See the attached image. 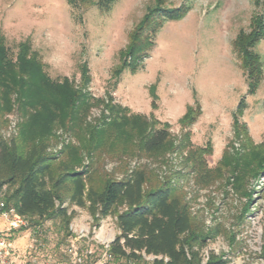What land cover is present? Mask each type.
I'll return each instance as SVG.
<instances>
[{"label":"rangeland","instance_id":"1","mask_svg":"<svg viewBox=\"0 0 264 264\" xmlns=\"http://www.w3.org/2000/svg\"><path fill=\"white\" fill-rule=\"evenodd\" d=\"M103 2L0 0V36L10 54L28 42L51 80L67 78L80 87L86 65L83 92L91 98L110 96L130 115L153 117L157 128L169 126L167 147L150 156L138 152L132 142L104 144L103 152L92 159L80 151L81 164L94 170L97 187L104 177L119 179L131 169H142L146 189L170 184L189 206L194 228L203 235L217 233L198 251L201 264L210 256L226 264H264V172H259L264 163L256 165L264 158V0H116L108 7ZM186 6L188 14L180 21L163 22L153 45L136 62V71L126 68L116 83L121 54L149 12ZM158 24V18L150 17L142 38L152 37ZM256 32H262L254 48L263 68L258 83L245 70L236 46L240 37L247 41ZM195 100L201 114L186 133L178 120ZM20 102L16 93L0 89V138L6 141L17 140L26 121ZM108 114L93 104L85 120L92 128ZM84 126L55 129L48 152L58 153L67 144L79 146ZM195 163L204 171L195 173ZM233 163L241 173L233 172ZM64 207L74 213L68 230L52 219L36 232L29 228L8 234L16 264H129L109 260L105 253L118 234L115 217L96 221L83 208L68 203ZM4 227L1 222L0 229Z\"/></svg>","mask_w":264,"mask_h":264},{"label":"trees","instance_id":"2","mask_svg":"<svg viewBox=\"0 0 264 264\" xmlns=\"http://www.w3.org/2000/svg\"><path fill=\"white\" fill-rule=\"evenodd\" d=\"M114 1L104 0L102 4L108 7ZM188 12V6L171 11L151 10L132 32L121 54V68L114 72L115 82L126 68L136 71V62L153 45L163 22L180 21ZM152 16L158 18V27L152 37L142 38ZM261 33L251 34L247 41L240 37L236 44L245 70L254 75L257 83L263 68L254 48L262 38ZM81 70L80 87L75 88L67 78L53 81L28 42L20 43L16 53L10 54L0 36V89L8 95L16 93L26 118L17 140L0 138V199L26 220L27 226L20 230L32 228L36 232L43 222L52 219H59L68 230L74 213H68L64 203L87 210L96 221L115 217L118 234L105 250L106 256L115 262L142 263L145 255L161 258L151 264H201L198 251L217 233L203 235L194 228L190 208L174 187L164 183L146 189L147 176L139 168L129 170L119 179L104 177L97 187L94 170L82 166V150L92 159L97 151L103 152L104 144L132 142L138 152L150 156L167 147L171 134L167 124L157 128L153 117L130 115L128 110L114 105L110 96L107 100L91 98L83 92L88 80L87 66ZM250 85L255 87L254 83ZM151 98L154 106L157 100L154 90ZM93 104L101 105L109 116L101 125L91 128L85 117ZM200 114V104L195 100L178 120L180 128L189 133ZM70 124L85 125L83 138H78L79 146L67 144L58 153L48 152L53 131H69ZM123 153L129 156L128 149L124 148ZM262 161L256 165L264 163V158ZM202 167L195 163L193 171L203 172ZM232 167L233 172L241 173V167L234 163ZM259 172L263 173L264 167H259ZM205 264L226 262L210 256Z\"/></svg>","mask_w":264,"mask_h":264},{"label":"built area","instance_id":"3","mask_svg":"<svg viewBox=\"0 0 264 264\" xmlns=\"http://www.w3.org/2000/svg\"><path fill=\"white\" fill-rule=\"evenodd\" d=\"M1 222L5 227L4 229H0V264H16V260H18L17 252L11 244L8 234L21 228H25L27 222L23 217L19 216L13 208L6 207L3 200L0 199V223ZM107 248L108 246L105 247V249ZM74 255L78 262H80V257L77 253ZM145 259L152 262L155 259L161 258L144 255V260Z\"/></svg>","mask_w":264,"mask_h":264}]
</instances>
